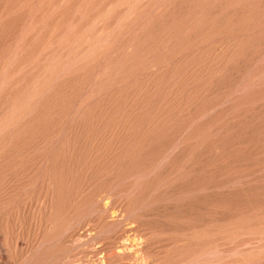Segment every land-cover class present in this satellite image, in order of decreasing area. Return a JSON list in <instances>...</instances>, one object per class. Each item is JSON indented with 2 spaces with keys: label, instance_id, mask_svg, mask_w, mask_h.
<instances>
[{
  "label": "rangeland",
  "instance_id": "obj_1",
  "mask_svg": "<svg viewBox=\"0 0 264 264\" xmlns=\"http://www.w3.org/2000/svg\"><path fill=\"white\" fill-rule=\"evenodd\" d=\"M0 264H264V0H0Z\"/></svg>",
  "mask_w": 264,
  "mask_h": 264
},
{
  "label": "bare ground",
  "instance_id": "obj_2",
  "mask_svg": "<svg viewBox=\"0 0 264 264\" xmlns=\"http://www.w3.org/2000/svg\"><path fill=\"white\" fill-rule=\"evenodd\" d=\"M109 203V202H108ZM126 221V220H125Z\"/></svg>",
  "mask_w": 264,
  "mask_h": 264
}]
</instances>
